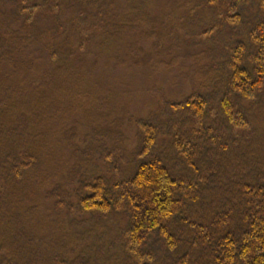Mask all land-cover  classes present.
I'll list each match as a JSON object with an SVG mask.
<instances>
[{
    "label": "rangeland",
    "instance_id": "1",
    "mask_svg": "<svg viewBox=\"0 0 264 264\" xmlns=\"http://www.w3.org/2000/svg\"><path fill=\"white\" fill-rule=\"evenodd\" d=\"M228 2L0 0L3 31L20 35L17 61L0 62V111L22 104L17 114L32 136L25 141L40 156L20 181L0 179V233L10 238L0 239L8 248L0 264H24L23 247L34 264H55L54 257L75 264L87 246L93 264H135L126 253L129 217L84 213L79 198L97 178L116 184L132 176L139 120L158 125L157 152L176 159L172 127L187 118L171 105L203 95L216 109L238 43L253 64L262 1L242 0L235 23ZM236 100L251 129L229 131L221 110L212 127L230 147L218 162L242 175L248 159L264 154V91L255 102ZM158 246L162 260L166 249Z\"/></svg>",
    "mask_w": 264,
    "mask_h": 264
},
{
    "label": "trees",
    "instance_id": "2",
    "mask_svg": "<svg viewBox=\"0 0 264 264\" xmlns=\"http://www.w3.org/2000/svg\"><path fill=\"white\" fill-rule=\"evenodd\" d=\"M228 1L230 19L240 21L242 0ZM253 37L258 56L250 63L246 46L237 44L226 65L229 89L216 109L212 99L203 95L171 105L185 110L187 118L176 129L172 127L170 145L177 160L157 152L158 125L139 120V163L132 176L116 184L100 177L83 187L88 192L79 198L82 212L129 217L126 253L135 264H264V154L248 159L242 175L231 174V163L216 158L219 150L224 154L230 147L212 124L221 110L229 131L251 129L236 99L255 102L264 91V26ZM19 39V34H5L0 19V62L6 57L11 64L17 61ZM21 106L11 104L12 114L0 111V179L20 181L40 164L39 148L25 141L32 136L26 117L17 114ZM0 239H10L5 228ZM153 242L164 244L167 255L162 260ZM6 245L3 240L0 254L8 251ZM88 247L75 264L94 263L85 250ZM23 248L24 264H34L31 252ZM60 260L51 259L64 264Z\"/></svg>",
    "mask_w": 264,
    "mask_h": 264
}]
</instances>
